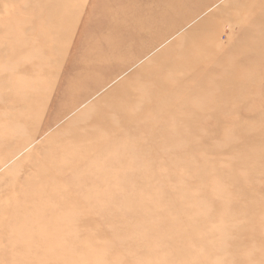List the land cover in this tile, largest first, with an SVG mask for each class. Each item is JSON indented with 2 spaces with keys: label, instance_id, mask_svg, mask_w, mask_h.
Wrapping results in <instances>:
<instances>
[{
  "label": "rangeland",
  "instance_id": "obj_1",
  "mask_svg": "<svg viewBox=\"0 0 264 264\" xmlns=\"http://www.w3.org/2000/svg\"><path fill=\"white\" fill-rule=\"evenodd\" d=\"M7 147L0 264H264V0H0Z\"/></svg>",
  "mask_w": 264,
  "mask_h": 264
},
{
  "label": "bare ground",
  "instance_id": "obj_2",
  "mask_svg": "<svg viewBox=\"0 0 264 264\" xmlns=\"http://www.w3.org/2000/svg\"><path fill=\"white\" fill-rule=\"evenodd\" d=\"M183 19H184V17H183ZM186 26V25H185ZM170 33V32H169ZM161 38L162 39H160V40H156L154 43H152V45H151V47L153 48L154 46V44H156V43H158L157 44V46L154 48V49H157V47H159L160 45H162V44H164V42L166 41V39H164L165 37H162L161 36ZM154 39H156V37H154ZM70 41H71V39L68 41L69 42V44H70ZM152 41V40H151ZM150 46V45H149ZM150 49V47H148V48H146V49H142L141 51H139V52H137V54H135V55H133V54H131L130 52V49H128V48H124L122 45L120 46L119 44L117 45H111V46H109L108 47V49H106L105 50V52H103L100 56H98V58H97V63L98 64H100V65H103V64H106V63H108V62H111V64H114L115 65V68L113 69V71L111 72L110 71V73H107L106 74V78H104L103 79V81H101V82H97V83H94V86L92 87V88H103L104 86H106L108 83H110L111 81H114L115 79H117L118 78V76H120L124 71H125V67H123L122 65H120V66H118V64H133V63H136V62H138V61H140V60H142V59H144V58H146L149 54H151V52L154 50H152V51H150L149 50ZM67 51V50H66ZM148 51H150V52H148ZM116 52H120L119 54H117ZM164 52V51H163ZM67 53V52H66ZM188 53V52H187ZM209 53V52H208ZM193 54V53H192ZM205 57V56H204ZM200 58V55L199 54H196V55H194L190 60H188V61H186V62H184L183 63V65H185V66H187L188 64V62H197V60H200L199 59ZM203 59V58H202ZM203 60H205V59H203ZM156 61V60H155ZM103 63V64H102ZM197 65H198V63H197ZM98 66V65H97ZM179 66V65H178ZM178 66H177V68H178ZM193 66V65H192ZM194 66H195V64H194ZM180 67V66H179ZM191 66L189 65V68H190ZM187 68V67H186ZM188 68V69H189ZM185 69V68H184ZM173 71H174V69H173ZM122 72V73H121ZM186 80H187V78H186ZM190 81V80H189ZM125 86H127V84H125ZM162 86V85H161ZM127 88V87H126ZM126 88H122V89H120V90H123V91H126ZM119 90V91H120ZM118 91V92H119ZM23 92V91H22ZM117 93V91L116 92H112L111 94H116ZM16 94V93H15ZM95 96V94L93 95V96H91L90 98H92V97H94ZM10 97V96H9ZM15 98H16V95H15ZM18 99V98H17ZM16 100V99H15ZM86 100V98L84 97V96H82V95H80L79 97H77L75 100H73L72 102H71V104H70V107H74V109L73 110H71V111H74L75 109H77L81 104H83V102ZM19 101V100H18ZM88 101V100H87ZM86 101V102H87ZM12 102V101H11ZM85 103V102H84ZM70 111V112H71ZM47 111L45 110V109H43V115H42V117H41V124H43V127H44V130H48V128L49 127H51L52 125H55V124H57L56 122L58 121L57 119H54V120H50V119H47L46 117H47V114L45 115V113H46ZM70 112H68V113H66V114H64V116H63V118L65 117V116H67ZM48 113V112H47ZM130 113H133V112H130ZM62 119V118H61ZM60 119V120H61ZM44 121V122H43ZM47 121V122H46ZM45 123H46V125H45ZM76 140V139H75ZM81 141V140H80ZM21 150V147H18V148H13V149H11V147H7L6 149H4L3 151H1L0 152V156L1 157H4V158H7V161L5 162V163H3V164H0V170L1 169H3L6 165H7V163L10 161V160H12L13 158H16V156H18L19 155V151ZM1 163H2V161H1ZM14 172H16V171H13L12 173H10L8 176L10 177V175H14ZM21 177V176H20ZM25 177V176H24ZM13 178V177H12ZM48 178L49 179H53V176L52 175H49L48 176ZM19 179V178H18ZM23 179V180H22ZM22 179H20L19 181H17L16 179H15V181H14V190L13 191H15V193H13V191H11V193H12V195H13V198L12 199H17V198H19V199H21V196L23 197V195L24 194H26L28 191L24 188L25 187V179L26 178H22ZM67 178H64L63 179V181L64 180H66ZM14 180V179H13ZM46 180V178H44V179H36V180H34V181H32V183H37V184H40V183H42L43 181H45ZM49 182H53V180H48ZM13 182V181H12ZM12 185V187H13V184H11ZM4 187V186H3ZM10 188H11V186H10ZM5 196V195H4ZM4 196H3V198H2V201H1V206H3L4 204H5V201H6V206H7V202L8 203H11L10 202V199L9 200H7V198H6V200L4 199ZM9 197H11V196H9ZM2 203H4L3 205H2ZM3 208V207H2ZM8 208H9V206H8ZM4 210H5V212L7 211V208H4ZM9 210V209H8ZM1 212H2V209H1ZM0 212V213H1Z\"/></svg>",
  "mask_w": 264,
  "mask_h": 264
}]
</instances>
